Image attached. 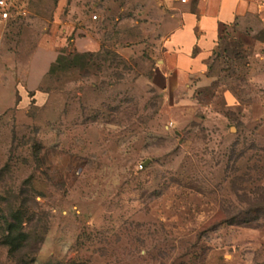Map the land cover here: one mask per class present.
Returning <instances> with one entry per match:
<instances>
[{
  "label": "rangeland",
  "instance_id": "obj_1",
  "mask_svg": "<svg viewBox=\"0 0 264 264\" xmlns=\"http://www.w3.org/2000/svg\"><path fill=\"white\" fill-rule=\"evenodd\" d=\"M18 6L0 21V264H264V34L223 28L172 104L136 0Z\"/></svg>",
  "mask_w": 264,
  "mask_h": 264
},
{
  "label": "crops",
  "instance_id": "obj_2",
  "mask_svg": "<svg viewBox=\"0 0 264 264\" xmlns=\"http://www.w3.org/2000/svg\"><path fill=\"white\" fill-rule=\"evenodd\" d=\"M136 3L139 13L145 14L160 33V47L155 51L157 63L149 81L172 104L178 94L194 89L223 28H252L264 34V0H136ZM76 42L84 51L99 45L90 35Z\"/></svg>",
  "mask_w": 264,
  "mask_h": 264
},
{
  "label": "built area",
  "instance_id": "obj_3",
  "mask_svg": "<svg viewBox=\"0 0 264 264\" xmlns=\"http://www.w3.org/2000/svg\"><path fill=\"white\" fill-rule=\"evenodd\" d=\"M20 13L18 0H0V21L14 19Z\"/></svg>",
  "mask_w": 264,
  "mask_h": 264
},
{
  "label": "trees",
  "instance_id": "obj_4",
  "mask_svg": "<svg viewBox=\"0 0 264 264\" xmlns=\"http://www.w3.org/2000/svg\"><path fill=\"white\" fill-rule=\"evenodd\" d=\"M154 90H157V89L154 87Z\"/></svg>",
  "mask_w": 264,
  "mask_h": 264
}]
</instances>
